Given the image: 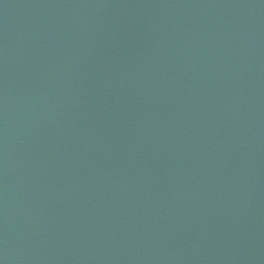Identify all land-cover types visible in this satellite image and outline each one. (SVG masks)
Segmentation results:
<instances>
[{
  "label": "water",
  "instance_id": "1",
  "mask_svg": "<svg viewBox=\"0 0 264 264\" xmlns=\"http://www.w3.org/2000/svg\"><path fill=\"white\" fill-rule=\"evenodd\" d=\"M0 264H264V0H0Z\"/></svg>",
  "mask_w": 264,
  "mask_h": 264
}]
</instances>
